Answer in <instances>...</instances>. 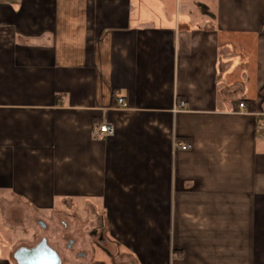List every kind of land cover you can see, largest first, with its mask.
Here are the masks:
<instances>
[{
  "label": "crops",
  "instance_id": "obj_1",
  "mask_svg": "<svg viewBox=\"0 0 264 264\" xmlns=\"http://www.w3.org/2000/svg\"><path fill=\"white\" fill-rule=\"evenodd\" d=\"M259 115L264 0H0V264L4 208L75 200L100 264H264Z\"/></svg>",
  "mask_w": 264,
  "mask_h": 264
},
{
  "label": "rangeland",
  "instance_id": "obj_2",
  "mask_svg": "<svg viewBox=\"0 0 264 264\" xmlns=\"http://www.w3.org/2000/svg\"><path fill=\"white\" fill-rule=\"evenodd\" d=\"M2 212L5 225L11 230V234L6 236L9 247H5L10 251L13 249L15 252L20 247L32 248L46 239L61 256L62 264H93L98 263L96 259L101 253L98 246L106 250L110 246L105 234L106 242L100 245L98 236L93 233L100 222L96 209L89 203L76 200L65 204L56 202L54 207L44 209L21 202L4 208ZM0 228L4 229L3 226ZM69 239L74 241L72 249L67 248ZM80 252H85L86 257H79ZM5 257L9 259L10 253Z\"/></svg>",
  "mask_w": 264,
  "mask_h": 264
},
{
  "label": "water",
  "instance_id": "obj_3",
  "mask_svg": "<svg viewBox=\"0 0 264 264\" xmlns=\"http://www.w3.org/2000/svg\"><path fill=\"white\" fill-rule=\"evenodd\" d=\"M40 224L45 227L44 223ZM14 259L18 264H62L61 256L46 239L32 248L20 247L14 253Z\"/></svg>",
  "mask_w": 264,
  "mask_h": 264
},
{
  "label": "built area",
  "instance_id": "obj_4",
  "mask_svg": "<svg viewBox=\"0 0 264 264\" xmlns=\"http://www.w3.org/2000/svg\"><path fill=\"white\" fill-rule=\"evenodd\" d=\"M117 103L120 107H125V103L123 99H118ZM186 106L185 102H181L178 106V110H183ZM239 108L241 112H247V105L242 102L239 104ZM257 129L259 131H264V118L263 116H258V122H257ZM116 128L114 124L104 121L101 125H99L95 130L94 134L97 135L100 138H110L115 135ZM179 147L181 150L187 151L192 149L191 144H176V147Z\"/></svg>",
  "mask_w": 264,
  "mask_h": 264
},
{
  "label": "flooded vegetation",
  "instance_id": "obj_5",
  "mask_svg": "<svg viewBox=\"0 0 264 264\" xmlns=\"http://www.w3.org/2000/svg\"><path fill=\"white\" fill-rule=\"evenodd\" d=\"M103 231H104V225H99L98 227L94 228V231H93L94 235H97L98 236V238H99L98 239L99 240L98 242H99L100 245H103L106 242L105 237H104V234L105 233ZM68 242H69V244H68L67 248L68 249H72L73 248V245H74V241L71 240V239H69ZM98 247H99V249L101 251H103L105 253L106 256L109 255L108 254V249L106 250L104 248H101V246H98ZM79 257H86V253L85 252H80L79 253ZM93 264H100V263H93Z\"/></svg>",
  "mask_w": 264,
  "mask_h": 264
}]
</instances>
